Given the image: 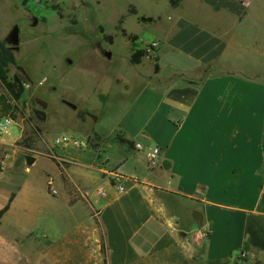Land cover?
Returning <instances> with one entry per match:
<instances>
[{
    "label": "crops",
    "instance_id": "obj_1",
    "mask_svg": "<svg viewBox=\"0 0 264 264\" xmlns=\"http://www.w3.org/2000/svg\"><path fill=\"white\" fill-rule=\"evenodd\" d=\"M162 24L155 78L161 54L172 61L157 85L154 126L120 131L133 148L119 162L83 163V228L64 255H83V264H210L243 254L264 264V0H182ZM115 83L129 89L121 77ZM15 105L0 90V119ZM153 147L161 157L149 169ZM41 160L62 192L79 187L70 185L74 162ZM80 202L66 198L68 207Z\"/></svg>",
    "mask_w": 264,
    "mask_h": 264
},
{
    "label": "rangeland",
    "instance_id": "obj_2",
    "mask_svg": "<svg viewBox=\"0 0 264 264\" xmlns=\"http://www.w3.org/2000/svg\"><path fill=\"white\" fill-rule=\"evenodd\" d=\"M181 2L0 0V42L13 26L19 29L15 65L6 77L24 81L13 122L0 141V209L15 194L0 218V264H83V255H64L70 248L66 241L83 228V163H93L98 155L119 162L130 151L118 142L120 131L145 132L154 126L149 116L158 110L159 82L169 74L165 62L172 61L171 53H162L164 71L155 78L160 35L166 30L162 23ZM135 50L146 52L137 66L130 60ZM103 51L110 53L109 59ZM118 77L127 81L128 90L115 83ZM37 99L47 103L45 119L34 113L41 109ZM59 136L86 146L55 145ZM54 154L75 163L68 168L70 185L79 187H64L67 194L45 175L52 168L42 157L67 167ZM26 155L39 159L28 165ZM125 170L132 171L131 162ZM49 178L56 195L49 191ZM68 195L81 202L68 207ZM210 264L260 263L240 254L236 260Z\"/></svg>",
    "mask_w": 264,
    "mask_h": 264
},
{
    "label": "trees",
    "instance_id": "obj_3",
    "mask_svg": "<svg viewBox=\"0 0 264 264\" xmlns=\"http://www.w3.org/2000/svg\"><path fill=\"white\" fill-rule=\"evenodd\" d=\"M146 52L144 50H135L130 56V60L133 65H138L141 63V59L145 56ZM15 65V57L13 54V49L6 43V41L0 42V84L3 86L4 91L8 93L12 100H18L24 91V81H21L18 77H15L13 80H7L6 71L9 67ZM154 72H158V65L155 64L153 67ZM101 101H105L104 97H99ZM90 139V137H88ZM117 140L121 144H125L129 149L133 148V143L117 137ZM1 171V168H0ZM113 184V181H111ZM15 197L14 193H10L7 203L0 209V218L5 214L12 203ZM70 197V196H69ZM75 201L73 199L69 200V204H73ZM101 252L104 253L103 242L101 241Z\"/></svg>",
    "mask_w": 264,
    "mask_h": 264
},
{
    "label": "built area",
    "instance_id": "obj_4",
    "mask_svg": "<svg viewBox=\"0 0 264 264\" xmlns=\"http://www.w3.org/2000/svg\"><path fill=\"white\" fill-rule=\"evenodd\" d=\"M13 122L11 117L3 118L0 119V141L2 139V136L6 133L7 127ZM55 145H67V144H72L73 146L79 147V148H84L86 144L78 143V141L70 139L66 136H59L54 140ZM135 149L140 150L141 146L139 144H135ZM160 157H161V151L158 147H153L150 148L146 152V161H147V166L149 169H153L156 166H158L160 162ZM53 159L59 161H62L61 158L57 157L55 154L52 156ZM112 180H113V186L117 188V191L119 193L123 192L124 187L121 184V180L118 176L112 174ZM47 185L49 187V191L51 192L52 195L57 194L56 188H54V180L49 178L47 181Z\"/></svg>",
    "mask_w": 264,
    "mask_h": 264
},
{
    "label": "water",
    "instance_id": "obj_5",
    "mask_svg": "<svg viewBox=\"0 0 264 264\" xmlns=\"http://www.w3.org/2000/svg\"><path fill=\"white\" fill-rule=\"evenodd\" d=\"M36 23V21L34 20V24ZM6 43L14 50L17 51L18 50V44H19V29L18 26H13V28L10 30V32L8 33L6 39H5ZM102 55L105 56L107 59L110 58V53L108 52H102ZM23 72V71H22ZM36 102L40 105L41 109L39 110H35V115L37 118L39 119H45V113H44V109L47 106V103L43 100L37 99ZM25 162L28 165H31L34 162V158L31 156L26 155L24 158ZM195 216L197 217L198 223L201 225L202 224V216L200 213L195 212Z\"/></svg>",
    "mask_w": 264,
    "mask_h": 264
}]
</instances>
